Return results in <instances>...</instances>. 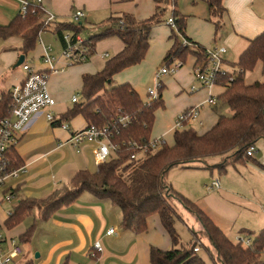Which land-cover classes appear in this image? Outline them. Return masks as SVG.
Returning <instances> with one entry per match:
<instances>
[{
  "label": "crops",
  "instance_id": "1",
  "mask_svg": "<svg viewBox=\"0 0 264 264\" xmlns=\"http://www.w3.org/2000/svg\"><path fill=\"white\" fill-rule=\"evenodd\" d=\"M42 6L48 14L55 15V20L59 23L74 22L76 10L84 9L86 17L83 21L85 20L91 28L107 21L111 16L130 14L137 20H145L155 11L153 0H42ZM225 7L228 12L223 26L216 31L215 25L210 21L206 0H177V9L186 16L188 39L204 49L220 46L226 48L224 65L226 69L232 67L234 73L236 68L233 65L247 49L250 40L264 33V0H226ZM20 9L21 0H0V25H8L19 15ZM49 33L53 35L51 41L46 39ZM92 33L93 31L89 30L84 33V37L88 38ZM171 34L172 27L167 23L156 26L152 30L149 50L144 61L117 74L113 79L115 85L129 83L142 98H146L148 89L152 88L145 91L144 87L164 65L165 55L173 44ZM22 43L20 37L0 40V101L4 94L9 93L15 85L25 79L23 64H29L40 72H49V66L44 62L45 55L49 54L59 58L57 68H64L63 71L49 75L48 88L57 102L54 108L57 119L72 107H63L61 104H73L72 98L78 97L75 93L81 90L83 75L102 71L106 62L124 49L120 38L104 39L97 44L95 54L88 62L70 66L61 57L62 44L53 31L48 30L41 34L34 52L25 56V62L17 66L23 55ZM55 50L60 53L54 54ZM189 58L192 60L190 66L187 62L180 66L168 75L172 77L166 84L163 79L167 75L161 79L165 108L156 113L152 132L154 141L163 140L166 144L173 145L176 118L188 109L200 108V121L204 123V127L208 124V128L203 131L206 132L216 124L219 115H223L222 112L226 108L218 107L221 101L213 95L216 86L224 90L220 84L215 85L211 91V96L218 102L217 105L212 107L207 104L209 91L195 77L196 57ZM193 87L195 91L191 90ZM170 88L174 90L176 98L170 105V119L167 120L163 119L161 111L166 109ZM185 90L190 95H183ZM53 123L49 122L44 114L33 118L16 145V151L23 162L21 167L16 169L19 170L18 176L8 179L0 188V229L4 236V252H10L11 241H15L22 249V254L10 264H150L152 247L172 249V240L157 215L148 219L146 232L135 234L125 231L120 227V208L87 193L80 196L71 206L57 211L48 221L41 220L38 212L34 211V215L22 223L13 228L6 227V221L22 200L45 199L67 185L79 171L88 170L95 173L98 170L94 157L96 145L85 143L76 147L71 142L72 132L87 128L84 118L78 116L68 123L72 132L54 126ZM193 124L199 126L195 122L187 127L194 128ZM169 138L172 140L171 144L168 142ZM256 148L258 154L255 158L264 164V141H260ZM220 162V158L206 160L210 166ZM176 170L183 173H174L171 180L168 177L172 188L204 211L232 242L237 243L238 239L245 238L247 234L256 235L264 229L263 223L259 224V230L256 232L250 230L255 227L243 219V215L231 202L218 194L222 187L219 179V188L212 189L213 182L208 185V180L211 182L215 170L175 168L172 171ZM8 195H11L10 200L7 199ZM13 200L16 204L12 207L5 205ZM176 211L179 218H176L174 227L179 235V246L187 245L193 239V232L200 233L202 227L196 217L182 205L176 207ZM32 225H36V230L31 241L22 243L21 236ZM109 229H115L116 233L107 236ZM206 241L202 240V247H199L198 251L202 258L206 253L205 248H209L214 254V250ZM96 242L101 243L102 252L93 248ZM206 263L212 264L208 261Z\"/></svg>",
  "mask_w": 264,
  "mask_h": 264
},
{
  "label": "trees",
  "instance_id": "2",
  "mask_svg": "<svg viewBox=\"0 0 264 264\" xmlns=\"http://www.w3.org/2000/svg\"><path fill=\"white\" fill-rule=\"evenodd\" d=\"M153 1L154 14L145 20L122 14L111 16L93 28L85 20L70 23L55 20L47 24L44 20L46 13L33 4L27 17L19 13L8 25H0V40L22 38L21 53L26 57L34 52L41 34L48 30L53 31L62 46L66 33H71L75 39L79 34L93 31L85 42L86 62L95 54L100 41L118 37L124 43V49L110 58L102 71L83 75L79 101L53 123L60 126L78 116L83 117L87 128L95 126L108 132L110 144L116 147L114 155L100 164L95 173L79 171L67 185L45 199L22 200L5 225L13 228L34 215V211L38 212L41 220L48 221L57 211L71 206L87 193L120 208L122 230L142 234L148 229V219L154 215L159 217L173 247L170 250L152 247L150 264H207L195 251L202 247L200 236L206 238L214 250V254L209 248L204 250L212 264H264V229L255 236L247 234L240 238L251 239L250 245L234 243L204 211L176 192L168 181L169 173L175 168H202L224 174L229 165L253 163L264 174V164L247 153L252 146L264 141V81L245 83V75L252 72L258 63H262L264 68V33L250 40L247 49L233 65L236 68L234 73L218 77L217 83L224 87L218 100L232 114L219 115L216 124L203 133L191 127L176 130L173 145L164 143L161 148L153 150L149 142L153 140L156 113L165 108L164 86L158 88L156 99L148 101L129 83L115 85L114 77L144 61L152 30L168 22L166 16L170 10L175 27L170 37L173 44L165 55L164 64L171 65L177 61L182 66L189 57L195 56L197 68L206 59V49L186 35V16L177 9V0ZM225 1L206 0L210 21L216 31L222 28L228 12ZM11 106L9 92L0 101V121L11 116ZM7 157L12 170L21 167L23 162L16 146L9 149ZM209 158H220L221 162L210 166L206 163ZM173 200L195 216L202 227L200 233L193 232V239L187 245L179 246V235L174 227L179 215ZM35 230L36 225H32L20 241L29 243Z\"/></svg>",
  "mask_w": 264,
  "mask_h": 264
},
{
  "label": "built area",
  "instance_id": "3",
  "mask_svg": "<svg viewBox=\"0 0 264 264\" xmlns=\"http://www.w3.org/2000/svg\"><path fill=\"white\" fill-rule=\"evenodd\" d=\"M33 4L40 6L46 13L44 18L47 24L55 21V15L48 14L43 6L42 0H21L20 15L27 17L30 8ZM86 17L84 9L78 8L74 13L75 21L83 20ZM168 25L172 28L175 27L173 18H169ZM64 45L62 46V58L70 66L85 63L87 61L85 46L86 38L84 34H79L75 39H72L71 33H66L63 36ZM227 50L224 47H214L206 49V59L196 68L195 77L197 81L209 91V99L207 104L215 107L217 105L216 98L211 96V91L217 85L218 77L227 75L229 72L224 65V55ZM44 62L49 66V72H40L35 70L29 64H23L22 68L26 73L25 79L15 85L11 91L12 106L11 116L0 121V188L3 187L8 179L18 176L19 170H12L7 157L9 149L16 146L20 135L26 130L34 117L44 114L49 122H55L57 118L54 114V108L57 104L56 100L49 92V75L50 73H57L63 71L64 68H57L59 58L46 54ZM181 66L180 62H174L171 65L164 64L155 74L157 82L155 89H148L147 95L152 99H156L159 95L158 88L161 86V79L174 73ZM195 91L193 87L191 89ZM79 101L78 97L74 96L72 102ZM200 108L195 107L188 109L177 116L174 129L181 130L184 127L191 126L192 123L197 122L199 126H204L200 121ZM60 127L66 131L72 132L68 123H62ZM71 142L76 147L85 143L95 144L94 157L97 165L105 163L114 154L116 147L109 142V134L105 129H99L95 126H90L82 131L72 132ZM165 142L163 140H152L149 142L151 149L156 150L161 148ZM144 153L147 150L143 149ZM248 156L256 157L258 154L256 146H252L248 150ZM132 159H136L132 156ZM220 182L216 180L213 182L211 188H219ZM11 195L7 196L10 200ZM115 229H109L106 233L107 236L114 235ZM237 242H242L245 245H250L251 239H238ZM4 236L0 229V264H10L12 260L22 254L21 247L15 242L11 241V250L9 253L4 252L3 248ZM93 248L97 252H102L103 247L100 242H96ZM196 252L199 249H195Z\"/></svg>",
  "mask_w": 264,
  "mask_h": 264
},
{
  "label": "rangeland",
  "instance_id": "4",
  "mask_svg": "<svg viewBox=\"0 0 264 264\" xmlns=\"http://www.w3.org/2000/svg\"><path fill=\"white\" fill-rule=\"evenodd\" d=\"M170 12L167 13L166 18L170 17ZM167 23V22H166ZM168 24V23H167ZM49 41L53 39V35L49 33L46 36ZM51 37V38H50ZM56 43V41H54ZM57 50H55L54 54H59ZM232 59V58H231ZM191 58L187 61L188 66H190ZM232 61V60H231ZM229 69L228 71L233 72L232 67H227ZM172 76H166L163 79V82L166 84L168 80L171 79ZM258 81H264V68L262 63H258L255 67V69L252 72H249L245 75V83L246 84H253ZM157 85L155 75L147 83L144 87V90L146 91L147 88L155 89ZM80 91H76L75 95H77L80 98ZM223 88L216 86L213 89V95L215 97H219L223 93ZM183 93V92H182ZM70 94V93H69ZM183 95H190V93L185 90ZM71 96V95H70ZM146 100L150 101V98L145 96ZM175 92L172 88L168 91V103H166V109L161 111L163 119H170V105H172L173 101L175 100ZM71 106V102L65 103L64 105L61 104V106L65 107ZM218 107H222V102L219 104ZM225 116H230L232 113L229 110H224L222 112ZM160 116V117H161ZM194 128L198 132H203L208 128V124L204 127H200L197 124H193ZM168 142L171 144L172 140L171 138L168 139ZM114 155V154H112ZM177 174H182L181 171H171L169 174V180H171L172 177H174ZM172 175V177H171ZM217 179L221 182V190L218 191V194L222 196L225 200L231 202L233 206L239 210V212L243 215V219L247 220L255 229H250L253 232H256V230H259L260 225L264 223V176L261 173V171L258 169V167L253 163H245V164H237V165H229L227 168V172L224 174L219 173L217 170L214 171V176L211 178V182L208 180L210 185L212 182L216 181ZM200 179H197V181ZM16 204V201L13 200L11 202H6L5 205L7 206H13ZM172 204L176 207H181V204L177 200H173ZM255 236V235H252ZM246 237V236H245ZM243 238V237H242ZM206 238L203 236L199 237V242L202 244V240L205 241ZM207 240V239H206ZM208 241V240H207ZM206 243L210 246L209 242ZM205 252V251H204ZM203 258L211 262L210 257L207 253L203 254ZM262 261H264V253L262 254Z\"/></svg>",
  "mask_w": 264,
  "mask_h": 264
},
{
  "label": "water",
  "instance_id": "5",
  "mask_svg": "<svg viewBox=\"0 0 264 264\" xmlns=\"http://www.w3.org/2000/svg\"><path fill=\"white\" fill-rule=\"evenodd\" d=\"M24 62H25V56L22 55V56L20 57V59H19V62H18V64H17V66L22 65Z\"/></svg>",
  "mask_w": 264,
  "mask_h": 264
}]
</instances>
